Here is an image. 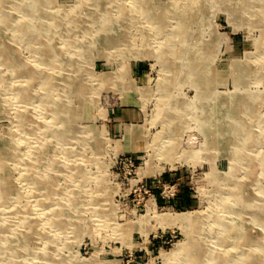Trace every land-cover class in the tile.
Listing matches in <instances>:
<instances>
[{
	"label": "rangeland",
	"instance_id": "rangeland-1",
	"mask_svg": "<svg viewBox=\"0 0 264 264\" xmlns=\"http://www.w3.org/2000/svg\"><path fill=\"white\" fill-rule=\"evenodd\" d=\"M0 43V264L180 262L186 211L264 264V0H0Z\"/></svg>",
	"mask_w": 264,
	"mask_h": 264
},
{
	"label": "bare ground",
	"instance_id": "bare-ground-1",
	"mask_svg": "<svg viewBox=\"0 0 264 264\" xmlns=\"http://www.w3.org/2000/svg\"><path fill=\"white\" fill-rule=\"evenodd\" d=\"M232 9V8H231ZM64 12V11H63ZM105 20L108 21V18H106ZM107 21H104V22H107ZM105 24V23H104ZM105 40V39H104ZM207 41V40H206ZM1 44V43H0ZM206 44V43H205ZM205 48V47H204ZM210 49V48H209ZM213 49V48H212ZM208 51V50H207ZM204 52V51H203ZM203 66V65H202ZM231 67V66H230ZM202 68V67H201ZM227 68V67H226ZM174 69V66H172V70ZM238 70L240 69V63L239 62H236V65H235V70ZM242 69L238 70V72H240ZM246 70V69H244ZM225 71V70H224ZM197 76V75H196ZM238 76L242 78V74L238 73ZM205 78V77H204ZM206 79V78H205ZM210 85H211V81H210ZM211 92L213 91V87L211 86ZM259 94V95H258ZM241 95V94H240ZM253 98H256V99H260V100H264V95H262L260 92H257L256 94H253L252 95ZM208 98H211L210 96ZM170 103H168L171 107L173 108H176V109H179L177 108V106H175V104H178V103H175L174 101L171 102V100H169ZM218 101V100H217ZM215 100V102H217ZM211 102H212V99H211ZM240 102L238 100H231V106H235L236 104H239ZM174 105V106H173ZM210 109L213 110L215 107L219 106L218 103H214L213 105L210 104ZM247 106V105H246ZM253 106V105H251ZM249 105V107H251ZM248 107V108H249ZM253 109V108H251ZM255 109V108H254ZM171 112H172V109H170ZM169 111V110H168ZM252 111V110H251ZM228 114V113H227ZM167 117H170L171 115H174L173 113H170V112H166L165 114ZM226 115V113H225ZM224 115V116H225ZM229 116V115H228ZM22 121V120H21ZM203 122H206L207 124L209 123V120L208 119H203L202 120ZM5 126V125H4ZM71 132L72 134H76L77 135V131L74 129L72 130V128L68 125V123L65 121L62 128L57 130L55 132V135H58V137H64L66 136L68 133ZM166 131V129L164 130ZM70 133V134H71ZM136 135V133H138L137 130H135V132L131 133V134H134ZM14 134V133H13ZM253 134V133H252ZM86 136H89V135H86ZM163 137H166V136H163ZM174 136H171V135H168L166 139H170ZM87 138V141L88 143H94L95 145H93V147H96L98 144L96 143L97 142V139H90L88 137ZM163 140V143L162 145L165 146L167 144V142ZM6 142V141H5ZM171 143V142H170ZM168 143V144H170ZM132 144V143H131ZM137 144L138 143H134L133 146H136L137 147ZM50 147V146H49ZM165 150V149H164ZM171 151V150H169ZM168 151V152H169ZM165 153V152H164ZM167 153V152H166ZM171 155V154H169ZM6 157V156H5ZM252 169L249 168L248 171H250L248 173L249 177H252L253 173L251 171ZM79 171V170H77ZM14 172V171H13ZM11 173V172H10ZM215 174V173H214ZM12 175V174H11ZM4 176V175H3ZM220 178V177H219ZM44 186H49V183H48V180L43 178V175H40V178H39ZM9 181V180H8ZM81 181V180H80ZM244 182V183H243ZM242 183L241 182H237V181H231L229 180L228 184H229V187H231L230 189V200L231 201H236V202H240V206L241 207H245V209L250 206V203H249V196L248 194L247 195H242L241 194V191L242 189L244 188V186L247 184L245 181H243ZM246 183V184H245ZM50 188H52L50 186ZM8 190H1L0 192V196L3 197V196H7L8 194ZM52 194H54L55 192L54 191H51ZM81 196V195H80ZM247 197V198H245ZM224 198V197H223ZM69 200V199H68ZM229 201V200H228ZM54 218V220L52 219V222L53 223H59L60 221V218H61V214L60 215H57V214H54L52 216H50L48 213L45 215V217H43V219H51V218ZM217 215L214 216V218L212 219V222L213 223H216V220L217 219ZM158 218H159V223H160V226L161 227H164V225H170V224H177L179 225L183 230H185L187 236H188V240L185 241L184 243H182L178 249H183V255H184V258L180 261V262H176L175 263V259L179 256L180 253H172V252H169V253H166L167 254V262H165V264H236L234 261H233V258L232 256H226L225 253L221 254L219 253V248L226 243L224 240L226 236H228L230 233H232L233 231H239L241 229L240 226H238L237 224H234L232 225L228 232H227V229H226V226L224 224H221L219 226V230H214L213 228L211 229V232L213 233V240L210 242V244H208L207 246H204L200 243V239L204 236V230L202 228V223L204 222V217H203V212L202 211H186V212H176L174 214H160L158 215ZM216 220V221H215ZM24 222V218L21 220V223ZM28 223V230L29 232L33 233L36 229V222L35 220H32V221H27ZM65 223V222H64ZM248 225V224H247ZM247 228V226H246ZM20 228H17L15 231L13 232H16L18 230V233L16 234L15 238L17 239H21V240H25L28 238L27 235H25L21 229L19 230ZM145 232H146V229H144ZM241 234L242 236L244 237H247L249 234V232H247V230H242L241 229ZM251 232V231H250ZM216 234V235H215ZM254 235V234H253ZM249 238V237H248ZM261 239V238H260ZM4 245L2 243H0V249H3ZM177 249V250H178ZM84 264H99V262L96 260V256H93V257H90L89 259H87V261L84 263Z\"/></svg>",
	"mask_w": 264,
	"mask_h": 264
}]
</instances>
